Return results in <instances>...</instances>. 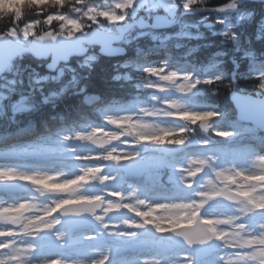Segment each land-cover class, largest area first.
Listing matches in <instances>:
<instances>
[{
  "label": "snow or ice",
  "instance_id": "snow-or-ice-1",
  "mask_svg": "<svg viewBox=\"0 0 264 264\" xmlns=\"http://www.w3.org/2000/svg\"><path fill=\"white\" fill-rule=\"evenodd\" d=\"M237 3L238 0H230L207 9L200 7V0H114L109 5H97L93 0H0V15L11 14L17 21L23 4L40 12L48 7L71 8L68 14L58 11L48 14L43 21L36 19L0 33V46H3L0 81L11 85L0 91V114L10 113L15 120L18 114L32 110L33 97L36 93L43 94L42 86L58 83L66 74L71 75L68 83L75 86L78 72L70 60L83 57L82 62L77 61L79 68L91 71L94 57L88 53L92 46L99 44L102 52L113 54L123 51L113 48V41L131 44L149 35L140 31L131 36L125 30L134 28L132 22L140 11L145 13L139 17L143 29L173 23L174 12L181 7L185 12L224 13L234 10ZM160 9L165 16L157 15L154 17L157 23L148 24L146 18L152 19ZM54 22H59V31L43 34L37 31V25ZM216 23L224 21L217 19ZM220 34L233 43L238 39L233 28ZM151 38L159 37L153 34ZM26 52L39 60L50 61L46 63L48 75L40 76L33 69L27 90L18 92L17 86L24 88L25 81L17 61ZM150 54L137 49L135 57L117 67L140 73L142 82L136 87L154 93L151 106L137 105L130 111L108 105L102 110V125L92 124L77 130V125L66 123L61 117L60 127L55 131L45 129L48 135L44 140L48 144L79 162L75 171L57 170L45 159L37 167L26 170L0 164V182H3L0 264H111V247L91 249L87 258L81 254L67 257L57 254L72 247L76 238L91 242L105 237L159 247L156 255L142 257L138 264H197L195 253L213 242L219 246L217 264H264V156L253 159L259 165L258 170L220 166V157L215 153H185L181 161L176 159V154L189 143L196 125L213 137L231 139L251 133L264 141V137H256L251 128L243 125V121L249 120L264 129V61L245 53L242 59L249 60V70L239 73V65L234 61L232 80L227 82L224 72L201 79L194 72L169 70L167 61L152 64L147 60ZM131 78L126 71L124 79ZM239 79L254 81L259 99L235 97L240 116L228 128L216 127V122L225 118L217 108H188L180 99L166 95L175 92L187 96L201 86L208 88L211 95H217L223 86L237 87ZM67 86L60 91H66ZM97 99L85 95L84 103L90 106ZM165 121L181 123L169 125ZM72 145H79L80 150ZM203 146L207 147L208 143L204 142ZM30 151L34 156L47 155L40 147ZM161 172L168 177L167 186L161 183ZM22 182L31 184L43 199L18 197L15 189L22 187ZM149 184L160 185L159 197L148 194ZM217 202L234 206V212L228 215L206 211ZM117 215L122 219L114 221L112 217ZM254 217L260 218L256 224L251 223ZM90 221L95 222V231H83ZM176 245L187 251H180L176 254L178 258H173L168 249Z\"/></svg>",
  "mask_w": 264,
  "mask_h": 264
},
{
  "label": "trees",
  "instance_id": "trees-1",
  "mask_svg": "<svg viewBox=\"0 0 264 264\" xmlns=\"http://www.w3.org/2000/svg\"><path fill=\"white\" fill-rule=\"evenodd\" d=\"M101 2L102 0H93ZM230 0H204L200 7L215 8L222 6ZM161 10V9H160ZM158 10V11H160ZM62 11L68 14L71 11L70 6L64 9L46 8L43 12L29 7L26 4L21 5V17L17 21L14 16L0 15V32L8 30L14 26L23 27L27 22L36 19L46 18L48 14H54ZM180 11V8H178ZM238 13L251 14L248 19L240 20L235 31L238 39L235 43L220 41L218 36H212L208 32H201V39H193V35L197 33L187 29L186 32L191 38H168L161 44L151 37H143L134 40L131 44L125 46L126 54L122 58H106L101 57L97 53V49L90 48L89 55L94 59L91 61V71L88 69H79V84L77 89H72L67 92L64 97L60 98L53 104L43 106L34 114H22L16 120L8 118L6 115L0 117V148L8 144H16L17 138H21V129L30 126L29 130L33 129H54L60 125L59 118L63 117L66 123L93 119L97 116L96 110L98 107L111 103H129L137 98L148 99L151 90L136 87L140 84L141 75L139 72L131 71V69H121L117 65L133 58L137 54V49L143 53L160 54L162 58L171 66L176 68H185L187 72H194L201 79L208 77V74L226 73V81L232 80L231 73L234 68V61L239 65L238 72L243 73L249 70V60L243 58L245 53H251L257 61H264V33L261 30L260 22L264 20V0H244L238 7ZM202 18L200 13L187 14L182 19L186 23H196ZM234 24V21H231ZM57 24V23H56ZM41 27L43 23L39 24ZM55 25V24H54ZM201 27V24H200ZM147 57V58H148ZM20 68L23 70L22 79L27 90L29 73L34 69L37 74L43 76L46 74L43 65L39 66L38 61H35L29 55L24 54L17 61ZM74 65V61H70ZM211 64L213 68L207 70ZM209 66V67H211ZM131 75L130 80H125V72ZM119 76L120 79L114 80V76ZM83 89V92H81ZM231 91H241L245 94L259 97L254 81L239 79L237 87L230 88L223 86L220 88L217 95H211L206 87H198L190 95L184 96L195 104H208L212 107H218L224 115L233 117L234 111L229 102V93ZM85 95H95L98 100L92 105L84 103ZM15 99V97H13ZM17 121V122H16ZM203 137H201V140Z\"/></svg>",
  "mask_w": 264,
  "mask_h": 264
},
{
  "label": "rangeland",
  "instance_id": "rangeland-1",
  "mask_svg": "<svg viewBox=\"0 0 264 264\" xmlns=\"http://www.w3.org/2000/svg\"><path fill=\"white\" fill-rule=\"evenodd\" d=\"M113 2H114V0H111L110 2L104 1L101 4H97V5H109V4H112ZM161 11L164 13L163 9H161ZM175 14H176V10L174 12V17H175ZM240 18L241 17L237 16L236 20H239ZM208 19L209 18L206 17L203 20L204 21L203 23H209L210 24V26L208 28H206L207 30H210L213 27V25H219L222 32L227 31L228 28L234 29V26L229 23L228 18L224 17V15H215L210 21ZM217 19H222L224 21V23L223 24L216 23ZM260 27L262 28L263 33H264V20L263 19L260 22ZM49 29H51L52 31H59V29H60L59 22L56 25L44 24L42 27L40 25H37V31H39L40 33L44 32V31H48ZM183 29H184V27L180 26L178 31L180 33H182ZM3 31H6V30H3ZM3 31H1L0 33H2ZM135 32H136V30H133L132 32H130V35L135 36L136 35ZM220 37L222 39H224L225 41H229V40L225 39L221 34H220ZM123 44L126 45L127 43L123 42ZM77 61L78 60H76V62H74V65H72V67H77V72H79L80 68H79ZM79 61H81V60H79ZM148 62H151V60H148ZM163 63L164 62H162V60H160L159 62H155L154 64L159 65V64H163ZM39 65H41V64H39ZM167 67L169 70H175L173 67H170L168 64H167ZM180 72H186V71L181 70ZM78 75H79V73H78ZM70 80H71V75L66 74L63 78H61V80L58 83H53V82L45 83L44 86H42L43 87V94L41 95L40 93H36L33 97L32 102L34 103L35 107L28 112H24V114L34 113L37 109L41 108L43 105L53 104L54 102H56V100L63 97L67 92L71 91L70 90L71 88H77V83L75 84V86L68 83ZM25 85H26V83H25ZM25 85H24L23 89H25ZM65 85H68L67 90L64 92H61L60 91L61 88H63ZM8 87H11V85L6 86L5 82L0 81V91H6ZM19 89H21V87L18 85L17 90H19ZM54 92L57 93V95L50 96V98L48 99V101L46 103H41V101L44 99V97H49V94L54 93ZM152 95H154V93H151L149 95L150 100L147 102L141 100V101H137L136 103H134L133 105H130V106H119V105H114V104H111V105H114L117 107H122L124 109L131 111V110H134L137 105L151 106L154 103L151 100ZM166 95L169 97H175V98L180 99L179 94H177L175 92H170V93H167ZM181 102L186 107L194 109L187 102H185V101H181ZM106 106H108V105H106ZM103 109H104V107H103ZM100 113L102 114V111ZM4 116L5 115L0 114V117H4ZM8 118L12 119L10 113L8 114ZM99 118H100L99 119L100 122H93L92 123V121L89 120L87 122L76 123V124L73 122L72 124L77 125V130H79V127L87 128L89 125H92V124L99 126V125H102L104 123L103 116L101 115V116H99ZM165 123H167L169 125H177V121H165ZM230 123L231 122L226 121V120H223V121L218 120L216 122V127L228 128ZM244 127L251 128L252 132H254V129L252 127H248V126H244ZM254 134H255V132H254ZM250 135H251V133H245L242 135H237L231 139H224L221 137L211 136L208 138V141H207L208 146L207 147H204L203 144L198 143V146H192V147L188 148L185 152L189 155H196V154H200L202 152H204V153H215L216 155H218L220 157V166L235 165L237 168H241V169L258 170L259 165L255 161H253V159L255 157H258V156H264V148L256 147V141L253 138H249L246 141H244L245 138L249 137ZM228 141L235 143V144H233L234 146H236V147H234V149H235L234 152L236 154L240 153V155H243V158H237V159H233V160H225L224 152L221 149V144L222 143L226 144ZM242 143H244V145H242ZM187 145H193V144H187ZM72 146L76 147L78 150H80L79 145H72ZM37 147H40V150L44 153H47V155L45 157H39V156L32 155L30 150L33 148H37ZM25 150H28V151H25ZM244 155H246V156L251 155V156L249 158H245ZM183 156L180 158H176L177 161L178 162L181 161L183 159ZM41 159L47 160L49 166H52L54 164L55 168L57 170L66 169L69 171H75L76 165L79 163L77 161L71 160V158L67 155V153H62L59 150H55V146L48 144L44 140V137H42L40 140L35 141V142L27 141L24 145H21L18 147L14 146L12 148H5L4 151H0V164L8 163V164L14 165L20 169H25V170L37 167V164L41 161ZM161 183H163L164 185L167 186V183H168L167 175L164 178H162ZM0 184H3V182H0ZM158 186H160V185L159 184H149L148 185L147 192L151 197L157 198L161 195V193H158V191L161 190V187H158ZM19 189H21V190L15 191L18 197H23V198L38 197L40 199H43L42 197H39V193H36L34 191L33 186L31 184H29L28 182H23L22 187ZM169 194H171V189L169 190ZM8 203H11V201H8ZM206 211L230 215L234 212V206H232L226 202H217V203L210 205ZM112 219L114 221H119L120 219H122V217L117 215V216L112 217ZM259 220H260L259 217H254V218H252L251 223L256 224L259 222ZM95 228H96L95 222H93V224L90 227L83 229V231L94 232ZM76 240H77V242L75 244H73L71 249H67L66 252H63L62 251L63 249H62L57 254L64 255L65 257H67L69 255L75 256L77 254H81V255H85V258H87V256L91 255L90 250L94 249V248H99L101 250H103L105 247H111L112 249H119V248L122 249L123 248V251L124 250L125 251L122 255L118 254L116 257L112 256L111 264H138V261L140 258L145 257V256L156 255L159 251V250L155 249V247L159 249L158 246L154 247L151 244H144V243L137 242V241H119L115 238L105 237L103 240H97V241H91V242H83V241H80L79 238H76ZM218 247L219 246L215 244V246H214L215 252H214V254H212L210 259L203 261V262H199L198 264H217L216 257L219 254ZM175 248H176V246L168 249V251L173 254V258H178L176 256V254L179 253L180 251H187L185 249H176L175 251H173Z\"/></svg>",
  "mask_w": 264,
  "mask_h": 264
},
{
  "label": "water",
  "instance_id": "water-1",
  "mask_svg": "<svg viewBox=\"0 0 264 264\" xmlns=\"http://www.w3.org/2000/svg\"><path fill=\"white\" fill-rule=\"evenodd\" d=\"M227 11H228V10H227ZM194 12H199V13H213V12H211V11H194ZM225 12H226V11H225ZM155 16H157V15H154L153 18L151 19V23H148V24H154V23H157V21H155V19H154ZM158 16H159V17H164V16H161V15H158ZM177 20H178V17L174 20L173 23H167V24H164V26H162V27L143 28V29L139 26V24H140L139 18L136 19L135 21H133L132 23L134 24V28H137L138 30H158V29L169 28V27L173 26V25L177 22ZM125 30H126V31H129V30H127V28H126ZM120 42H121V40H115V41H113V43H112V47H113V48H117V49H122V48H120V47H115V45H116V44H119ZM94 46H95V47H98V49H99L98 52H99L100 55H102V56H106V57H115V56H119V55H122L123 52H124V51H122V52H116V53H113V54H107V53H104V52L101 51V47H100L99 44L94 45ZM2 47H3V46H0V48H2ZM29 47H30V45H29ZM26 54L30 55L31 57H33V58L36 59V60H39V59L35 58L34 55L31 54V53H27V52H26ZM73 58H80V57H73ZM46 69H47V67H46ZM242 96H246V95H239V94H236V93H231V95H230V100H231V102H232V104H233V106H234V108H235V110H236V112H237V118H239V116H240V108L238 107V102H237V99H236L235 97H242ZM250 97H251V96H250ZM252 98H253V97H252ZM254 99H256V98H254ZM245 121H249V120H245ZM249 122H250L251 124H253L251 121H249ZM254 126H255V125H254ZM256 127H258V126H256ZM258 128H260V127H258ZM260 129L264 131V129H262V128H260ZM89 224H91V221H90L87 225H89ZM210 251H211V245L208 246V247L206 248V250H204V251L198 250L197 252H198L199 258L202 259V258H204V257H207V256L210 254Z\"/></svg>",
  "mask_w": 264,
  "mask_h": 264
},
{
  "label": "clouds",
  "instance_id": "clouds-1",
  "mask_svg": "<svg viewBox=\"0 0 264 264\" xmlns=\"http://www.w3.org/2000/svg\"><path fill=\"white\" fill-rule=\"evenodd\" d=\"M201 4H203L204 0H200ZM52 96V93L49 94V97ZM46 98L48 97H44V99L41 101V103H46Z\"/></svg>",
  "mask_w": 264,
  "mask_h": 264
}]
</instances>
